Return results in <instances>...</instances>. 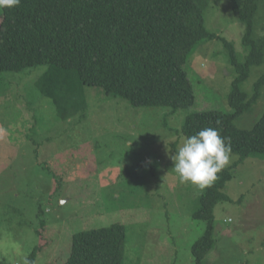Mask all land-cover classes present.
<instances>
[{
    "label": "rangeland",
    "instance_id": "obj_1",
    "mask_svg": "<svg viewBox=\"0 0 264 264\" xmlns=\"http://www.w3.org/2000/svg\"><path fill=\"white\" fill-rule=\"evenodd\" d=\"M204 4L205 25L219 37L186 65L197 96L191 111H230V48L244 58L247 25L232 0ZM257 32L264 35V8ZM44 70L0 71V264H31L36 247L34 264H62L75 234L113 224L127 228L123 264H194L206 230L195 214L208 187L180 183L170 159L190 111L134 106L86 85L84 109L62 119L36 88ZM263 75L264 63L253 66L241 84L249 97ZM263 114L264 88L236 124L252 129ZM238 159L232 154L226 167ZM222 191L228 199L215 207L217 242L204 263L264 264V158L245 159Z\"/></svg>",
    "mask_w": 264,
    "mask_h": 264
},
{
    "label": "trees",
    "instance_id": "obj_2",
    "mask_svg": "<svg viewBox=\"0 0 264 264\" xmlns=\"http://www.w3.org/2000/svg\"><path fill=\"white\" fill-rule=\"evenodd\" d=\"M232 2L247 29L244 58L230 48L236 72L230 111H191L197 96L186 65L199 45L219 37L205 25L204 0H21L0 10V71L43 65L36 88L52 100L62 119L84 109L85 86L90 85L127 98L134 106L190 111L182 127L186 137L220 121V134L230 138L231 155L239 159L218 173L201 197L195 217L206 222V230L193 246L194 264H205L217 242L214 210L228 199L222 190L234 170L251 156L264 158V114L252 129L236 124L252 111L264 88V75L252 97L241 87L252 67L264 63V35L257 32L264 0ZM127 236L124 224L78 232L62 264H123ZM38 250L31 252V264Z\"/></svg>",
    "mask_w": 264,
    "mask_h": 264
},
{
    "label": "clouds",
    "instance_id": "obj_3",
    "mask_svg": "<svg viewBox=\"0 0 264 264\" xmlns=\"http://www.w3.org/2000/svg\"><path fill=\"white\" fill-rule=\"evenodd\" d=\"M21 0H0V9L16 7ZM217 127H205L196 134L185 137L181 146L170 156L173 171L180 183L191 182L203 191L210 187L230 163L231 141Z\"/></svg>",
    "mask_w": 264,
    "mask_h": 264
}]
</instances>
